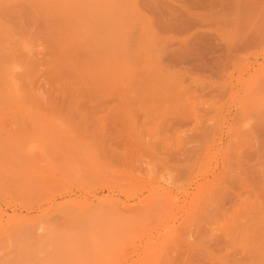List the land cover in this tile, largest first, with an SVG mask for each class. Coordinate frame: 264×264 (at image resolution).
<instances>
[{
	"label": "rangeland",
	"instance_id": "1",
	"mask_svg": "<svg viewBox=\"0 0 264 264\" xmlns=\"http://www.w3.org/2000/svg\"><path fill=\"white\" fill-rule=\"evenodd\" d=\"M0 264H264V0H0Z\"/></svg>",
	"mask_w": 264,
	"mask_h": 264
},
{
	"label": "bare ground",
	"instance_id": "2",
	"mask_svg": "<svg viewBox=\"0 0 264 264\" xmlns=\"http://www.w3.org/2000/svg\"><path fill=\"white\" fill-rule=\"evenodd\" d=\"M222 63V62H221ZM218 64V63H217ZM219 64H220V62H219ZM213 65V64H212ZM220 65H222V64H220Z\"/></svg>",
	"mask_w": 264,
	"mask_h": 264
}]
</instances>
